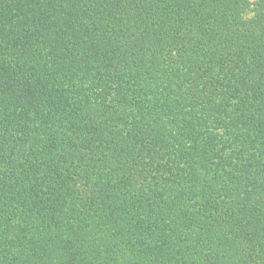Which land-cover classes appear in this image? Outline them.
<instances>
[{
  "label": "trees",
  "instance_id": "1",
  "mask_svg": "<svg viewBox=\"0 0 264 264\" xmlns=\"http://www.w3.org/2000/svg\"><path fill=\"white\" fill-rule=\"evenodd\" d=\"M0 264H264V0H0Z\"/></svg>",
  "mask_w": 264,
  "mask_h": 264
},
{
  "label": "rangeland",
  "instance_id": "2",
  "mask_svg": "<svg viewBox=\"0 0 264 264\" xmlns=\"http://www.w3.org/2000/svg\"><path fill=\"white\" fill-rule=\"evenodd\" d=\"M252 2H255L256 0H251Z\"/></svg>",
  "mask_w": 264,
  "mask_h": 264
}]
</instances>
